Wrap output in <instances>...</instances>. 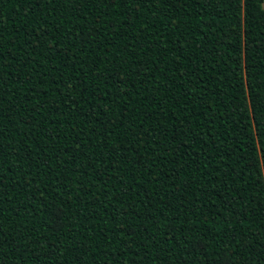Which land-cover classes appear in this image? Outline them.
<instances>
[{"label":"trees","instance_id":"obj_1","mask_svg":"<svg viewBox=\"0 0 264 264\" xmlns=\"http://www.w3.org/2000/svg\"><path fill=\"white\" fill-rule=\"evenodd\" d=\"M0 264H264L262 0H0Z\"/></svg>","mask_w":264,"mask_h":264},{"label":"rangeland","instance_id":"obj_2","mask_svg":"<svg viewBox=\"0 0 264 264\" xmlns=\"http://www.w3.org/2000/svg\"><path fill=\"white\" fill-rule=\"evenodd\" d=\"M262 5L264 6V0H262Z\"/></svg>","mask_w":264,"mask_h":264}]
</instances>
